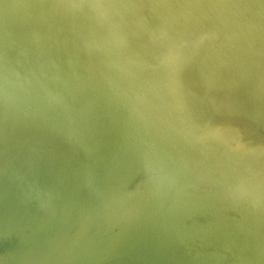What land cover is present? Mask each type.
Wrapping results in <instances>:
<instances>
[{"label":"water","instance_id":"obj_1","mask_svg":"<svg viewBox=\"0 0 264 264\" xmlns=\"http://www.w3.org/2000/svg\"><path fill=\"white\" fill-rule=\"evenodd\" d=\"M0 264H264V0H0Z\"/></svg>","mask_w":264,"mask_h":264}]
</instances>
